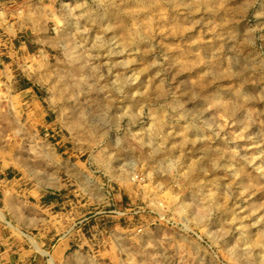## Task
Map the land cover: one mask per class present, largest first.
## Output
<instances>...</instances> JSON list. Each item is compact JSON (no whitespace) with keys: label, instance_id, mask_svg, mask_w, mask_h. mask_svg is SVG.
<instances>
[{"label":"rangeland","instance_id":"obj_1","mask_svg":"<svg viewBox=\"0 0 264 264\" xmlns=\"http://www.w3.org/2000/svg\"><path fill=\"white\" fill-rule=\"evenodd\" d=\"M0 264H264V0H0Z\"/></svg>","mask_w":264,"mask_h":264},{"label":"bare ground","instance_id":"obj_2","mask_svg":"<svg viewBox=\"0 0 264 264\" xmlns=\"http://www.w3.org/2000/svg\"><path fill=\"white\" fill-rule=\"evenodd\" d=\"M181 207H182V208H183V207H186V205L183 203Z\"/></svg>","mask_w":264,"mask_h":264}]
</instances>
